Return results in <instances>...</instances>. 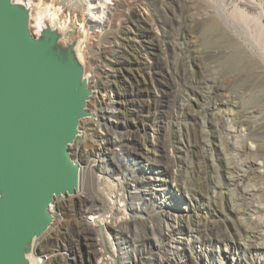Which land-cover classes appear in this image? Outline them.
<instances>
[{
  "label": "bare ground",
  "instance_id": "1",
  "mask_svg": "<svg viewBox=\"0 0 264 264\" xmlns=\"http://www.w3.org/2000/svg\"><path fill=\"white\" fill-rule=\"evenodd\" d=\"M17 1L24 2L30 7L31 28L36 25L34 34L38 35L46 23L53 27L57 26L56 20L60 19V14L55 9L40 6L38 10H34L32 0ZM88 1L90 32L87 29L85 37L90 39V46H95L94 40L100 33L113 27L116 21L124 18L125 26L118 32H113L107 45L99 48L107 58L101 63H98L96 58L93 59L92 64L94 63L95 67L93 66L94 73L91 78L87 72V68L90 70L91 61L85 60L81 50L84 41L79 42L77 47L78 56L86 69L85 76L92 89L87 109L89 105L93 110L92 117L89 115L81 120L79 136L82 134L81 129L86 134H89L91 128L95 131L93 136L88 135L89 140L87 137L78 139V136L74 142L76 143L74 154L76 157L86 159V166H80V184L77 192L73 196L70 195L71 197L62 204L55 200L51 207L53 214L58 207L60 209L58 211L61 212L62 207L66 205L73 207V214L70 216L73 226L86 240L87 245L101 256L97 264H116V261L114 256H110L108 261L103 259L105 255L103 249L107 240H104L102 230L96 233L95 220L103 226L109 240L112 233L115 239H118L119 246L116 248V244L112 245L114 255L118 252L121 256L120 251L125 249V245L131 247L134 254L140 252L144 255L150 252L149 246L152 245L153 250L159 251L165 263L169 260L166 243L172 242L177 244L172 252L180 261L195 257L203 264H264V171H258L259 167L264 168V160L259 163L248 160L249 155L264 159L263 145L260 143L261 135L264 134V0H225L220 5H212L207 11L201 10L195 0H163L162 4L168 5L172 12V48L177 54L170 64L174 92L171 118L173 125L184 126L185 130L181 132L185 136V141H181L185 147L184 152L190 155L191 161L182 165L177 156L166 155V150L170 147L180 150L176 145V135L172 133L159 137V146L165 152L163 155L165 160H160L159 167H149V170H152L151 175L155 173V177L169 176L171 167L178 166L179 172L175 180L181 181L183 185L180 188L176 185L177 191H192L189 203L186 207L180 206V211L172 210L182 205V202L178 205L168 203L170 194L160 199L163 208H166V205L171 207L164 218L166 229L161 226L162 216L153 214L155 208L153 193L139 176L138 166L129 167L124 164L117 151V147H122L121 151H124V148L130 145L118 136L117 131L120 127L111 122L112 118L117 120L119 118L116 114L117 111H121L118 104H124L126 101L123 95L117 98L107 95V91L112 90L117 84L114 73L122 71L126 63H132V56L138 61L135 54L137 47L134 44L135 34L138 32L132 31L130 23L136 27L139 25L134 17H125L127 4L124 0ZM178 9L181 10L180 13ZM186 9L192 11L191 17L188 16ZM60 27L66 29L68 25L64 23ZM85 28L83 25V29ZM195 29L202 30L205 35L204 47L201 49L191 40ZM199 62L204 68L210 65L215 77H211L205 69L200 74L189 71L192 63ZM238 89L254 92L248 103L234 100ZM191 94L199 96V105L204 117L207 118V122L216 125L223 136L221 139L225 144L223 149L226 152H235L239 159L230 162L226 160L220 165L217 175L222 177L223 181L219 182L210 175L209 154L208 151H204L206 136L189 129L186 123L190 116H193V108L190 103L180 101L188 100L186 98ZM224 96L229 98L224 99ZM224 105L236 107L227 118L218 114ZM143 129L146 128L140 126L131 128L133 143H136L138 134ZM245 140L259 142L254 152L251 150L253 147L250 149L243 143ZM97 141H100L99 146H95ZM207 141L211 142L210 139ZM144 145L148 147L146 142ZM149 151L147 149V152ZM138 154L146 156L142 151ZM93 157L105 159V164L109 168L93 165L96 162ZM98 172H103L110 181H97L91 186L81 188L82 173L83 176L87 175L94 179ZM122 179H129L135 189V193L127 197L128 199L125 193L121 192ZM155 179L157 182L161 181ZM106 192H110L112 196H108ZM156 195L160 196L158 193ZM204 198L212 205L209 210L202 201ZM133 200L142 203L143 208L139 209L133 205L131 203ZM109 211L113 213L110 223L105 217ZM229 219L234 222L233 226L228 223ZM182 222H185L183 227H188L190 232L198 235L194 238L191 234V238L189 237V245L195 243V246L191 245L189 252L187 249L184 252V248L182 252L179 251L178 245L181 240H178L177 233L184 231ZM44 235L41 238L43 247H46L53 235L51 231ZM40 239L36 243V250ZM138 242V246H135ZM197 242L204 247L211 245L225 247L213 252L214 260L210 261V252L203 248L199 249ZM98 245L101 246L99 250L96 249ZM37 259L38 264L46 262L40 255ZM129 264H143V261L132 256L129 258Z\"/></svg>",
  "mask_w": 264,
  "mask_h": 264
},
{
  "label": "rangeland",
  "instance_id": "2",
  "mask_svg": "<svg viewBox=\"0 0 264 264\" xmlns=\"http://www.w3.org/2000/svg\"><path fill=\"white\" fill-rule=\"evenodd\" d=\"M124 1L127 4V9H125V17H134L139 25L136 27L133 23H130V26H132V31L138 32V34H135L136 41L134 42L137 47L135 54L138 57V61H136L135 57L132 56V63H126L122 71L114 73L117 84L114 85L112 90L107 91V95L112 98H117L120 95H123V98L126 102L124 104H118V107L121 108V111L116 112L119 118L118 120L117 118H112L111 122L120 127L117 131L118 136L125 140L126 144L127 142L130 144L124 148L125 152L121 151L122 147H117V151L120 153V160H122L124 164L129 165V167H132L133 165L138 166L139 176L144 180L145 183L148 184L149 191L153 193L152 199L153 204H155L153 214H159L162 216L161 226L162 228L164 227V229H166V221L164 218L167 216L168 210L171 207L170 205H166V208H163L160 199L164 198V196H167V194H170L168 203L173 202L172 205H178L179 202H182V205H179L177 208L172 207V210L180 211V206L186 207L190 201L189 199L192 196V191H177L178 187L180 188L183 185L181 181L179 182L178 180H175L177 173L179 172L178 166L171 167L169 176L164 175L155 177V173L151 175L152 170H149V167H159L158 165L161 162L160 160H165L163 157L165 152H163L159 146V137H163L164 135L172 133H174V136L176 135V145L180 147V150L175 147H170L168 150H166V155H174V157L177 156L182 165L191 161L190 155L184 152L185 147H183L182 144V141H185V136L183 132H181V130H185L184 126L173 125V119L171 118L173 112L172 103L174 100V92L171 83L172 78L170 76V64L171 61H173V59L177 56L176 51L172 48V12L168 5L164 6L162 4L164 2L163 0ZM224 1L225 0H195V3L196 5H199L201 10L207 11L212 5H220ZM31 4L33 5L32 8L34 10H38L40 6H42V8L43 6H49L52 8V10L55 9L58 11L60 14V19L56 20V25L62 26L64 23L68 25V27L65 29L66 39L71 40L74 37H79V42L82 43L84 41L81 46V50L84 54L85 60L91 61L90 70L87 68L90 78L94 73L95 67L94 63L92 64V62H94L93 59L96 58L99 61L98 63H101L102 60L107 58L105 53H101V51H99V48L105 47V45H107V41L112 37V35L125 26L124 18H122L120 21H116L113 27L100 33V36L94 40L95 46H90V39H86L85 37L86 30L89 28L88 19L90 17L88 0H32ZM180 12L181 10L178 9V13ZM186 12H188L189 17L192 16V11H188L186 9ZM83 25H85V29H83ZM35 28L36 25L34 28H32V30L34 31ZM88 32H90L89 29ZM135 35L133 34V36ZM193 36L194 37H192L191 40L194 41L196 46L198 48L200 47V49L204 47L203 42L205 40V35L203 31L195 29ZM181 42L183 43V40H181ZM86 65L88 66L87 62ZM204 69L211 77H215L214 70L213 68H210V65L205 66L204 68L199 62V64L192 63L189 67V71L195 72L196 74L202 73ZM253 94L254 92H244L238 89V92L236 95H234L236 96L234 97V100L248 103V99L252 98ZM223 98L228 99L229 97L224 96ZM186 99L188 100L184 99L180 101V103H190L191 107L193 108V116H190V118L186 121L188 128L191 130H196L198 133L206 136L204 151H208L209 154L208 165L210 166V175L215 177L219 182L223 181V178L218 177L217 175V170L220 165L226 160H229L230 162L232 160L239 159L235 155V152H226L225 149H223L225 148L224 142L221 141L223 136L221 135L220 131H218L216 125L211 122H207V118L204 117L199 105V96L197 94H191ZM87 110L90 112V116H93V110L89 108V105ZM232 110H236V107L233 105H224L218 114L221 117L227 118L231 115ZM136 126L146 129H143V131L138 134L136 143H133L134 138L131 128ZM81 131L82 134L78 137V139L81 137H87L89 140L90 137L93 136L95 130L91 128V130L88 131L90 135L86 134L83 129H81ZM101 131L102 133H105V131ZM261 138L262 139L260 143L263 145L264 150V134L261 135ZM207 139H210L212 143L207 141ZM144 142H146L148 147L144 145ZM99 143L100 141H97L95 146H99ZM243 143L250 149L253 147L251 149L253 152L256 150V147L259 144V142H253L251 140H245ZM75 144L70 146L72 157L77 163L80 164V166L84 167L86 166V159L82 157H76L74 154ZM147 149L150 151L147 152ZM138 150L144 152L146 156H141L138 154L140 152ZM92 159H96V162L93 163V165H96V167L97 165H100L103 168H109V166L105 164V159L103 160L102 157H93ZM248 160H255L257 163H259L264 159L254 158L252 155H249ZM258 171L263 172L264 168L259 167ZM155 178H158L161 181L157 182ZM97 181L104 182L110 181V179L103 172L96 173L94 179L87 175L83 176L82 173L81 188L91 186ZM122 184L121 192L125 193L126 199H128L133 193H135V189H133L129 179H122ZM176 185L179 186L177 187ZM162 190L164 192H162ZM173 191H175L176 194H173ZM106 193L108 196H112L110 192ZM138 193H140V191H138ZM157 193L160 194V196H157ZM209 194L211 195L213 192ZM70 197V195L61 196L60 198H56V201L58 204H62V202L64 203V201ZM202 201L205 205V208L208 210L212 207L207 198L202 199ZM131 203L138 206L139 209L143 208L142 203H139V201L133 200ZM72 209L73 207L71 205L68 207L67 205L62 207V212L58 211L60 210L59 207L56 208V212H54L55 221L49 230L51 231V235H53L52 239L46 247H43L42 244L43 237L39 241L37 251L39 252L40 257L46 260L45 264H97V261H99L101 258L100 255L96 254L94 250H92L87 245L86 240L73 226L70 218V216L73 214ZM105 217L110 223L113 218V213L109 211L105 214ZM228 223H230L232 226L234 224V222L230 219L228 220ZM183 225H185V222H182L181 226L183 227ZM94 227L97 234L100 232V230H102L104 240H107L106 246L103 249L105 250V252L103 251L105 254L103 259L105 261H108L110 256H114L113 258L115 259L116 264H129V258L133 256L137 260H142L143 264H203V262L201 263V260L199 261L195 257H190L187 261H180L179 257L172 252V249H175V246L177 245L176 243L172 242L166 243V249L169 251V260L165 263H163L159 251L153 250L152 245L149 246L150 252L144 255H142L140 252L134 254L132 248L127 247L126 245L125 249L120 251L121 256H119L118 252L116 255H114L112 245L113 243L116 244L117 248V246H119L118 239H115V236L112 233L109 240V237L103 229V226L100 225L97 220L94 221ZM183 228L184 231L182 233H177L178 240H181L180 245H178L180 246L179 251L182 252V248H184V252L185 249H187L186 251L189 252V250H191V245L195 246V243L189 245V237L191 238V234L194 236V238L198 235L195 232H190L191 230L188 227ZM100 238L101 237H99V239ZM138 244L139 242L136 243L135 246H138ZM197 246L199 249L203 248L210 252V261L214 260L212 259L213 252H217L225 247L223 245H211L209 247H204L198 242ZM96 249H101V246H96ZM124 252H127V254H124Z\"/></svg>",
  "mask_w": 264,
  "mask_h": 264
},
{
  "label": "water",
  "instance_id": "3",
  "mask_svg": "<svg viewBox=\"0 0 264 264\" xmlns=\"http://www.w3.org/2000/svg\"><path fill=\"white\" fill-rule=\"evenodd\" d=\"M79 37L31 28L24 2L0 0V264H38L56 198L79 189L70 146L92 95Z\"/></svg>",
  "mask_w": 264,
  "mask_h": 264
}]
</instances>
